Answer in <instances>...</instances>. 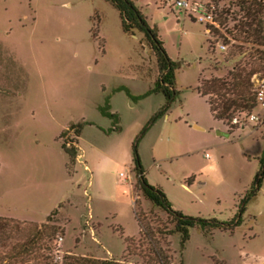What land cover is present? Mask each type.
<instances>
[{
    "label": "rangeland",
    "instance_id": "374dc122",
    "mask_svg": "<svg viewBox=\"0 0 264 264\" xmlns=\"http://www.w3.org/2000/svg\"><path fill=\"white\" fill-rule=\"evenodd\" d=\"M131 1L178 63L174 98L149 125L164 98L141 95L157 68L140 34L122 32L108 2L0 0V216L42 224L54 210L52 222L61 230L51 251L57 263L71 254L156 264L135 219L138 210L169 264H264V172L239 225L210 234L192 226L182 250L178 234H162L171 228L165 213L133 188L134 145L146 181L162 190L172 209L226 221L259 174L264 109L256 103L228 132L195 91L201 80L224 77L248 60L249 46L226 31L232 21L218 24L213 13L214 5L217 11L234 7L226 0H180L198 3L193 12L173 0ZM203 7L213 13L223 48L220 38L206 33L207 23L195 19ZM236 44L243 52L233 49L224 61ZM251 82L255 92H264V77L253 75ZM105 105L116 124L100 113ZM69 123L81 127L78 156L68 170L60 143L74 135L59 134Z\"/></svg>",
    "mask_w": 264,
    "mask_h": 264
},
{
    "label": "trees",
    "instance_id": "16d2710c",
    "mask_svg": "<svg viewBox=\"0 0 264 264\" xmlns=\"http://www.w3.org/2000/svg\"><path fill=\"white\" fill-rule=\"evenodd\" d=\"M112 8L117 11L119 24L122 32L134 35L139 33L138 42L147 47L149 55L153 56L158 75L152 82V87L146 90L141 96L151 92H160L164 98L162 108L149 119L148 125L156 117L162 114L174 98L175 70L178 63L170 60L167 56L162 42L158 37L155 26H149L145 17L134 6L131 0H105ZM228 6H233L234 11L229 8H219L216 10L214 5L213 13L218 18V24H222L229 18L232 21L230 30H226L232 40L238 43H244L249 46L247 51L248 60L243 65L233 64L232 69L224 77H211L200 81L195 91L205 97L208 111L211 117L226 125L228 132L235 127L232 120L243 114L248 116L256 106V92L253 90L251 77L258 75L264 77V5L256 0H226ZM207 34L215 35L220 38L221 45L226 44L225 38L219 34L214 26L206 25ZM95 35V33H94ZM208 42V41H207ZM208 48L211 47L208 42ZM207 48V50H209ZM240 55L243 51L238 44L231 46L224 61L231 60L234 51ZM137 96V97H141ZM100 113L111 119V124H116L117 116L108 111V106L99 108ZM114 126V125H113ZM81 123H69L68 126L60 132L63 137L71 130L74 139L65 138L60 143L61 149L67 155L66 169L75 163L78 156L77 141ZM111 129H117L114 126ZM259 174L256 175L249 188L239 199L237 210L232 218L226 221H218L214 218L204 219L201 217H191L182 214L180 211L171 208L162 190L150 185L143 174L139 159L133 145V188L148 201L151 206L158 208L165 213L168 223L171 224L169 230L162 234H178V246L182 250L185 241L188 239V230L190 227H197L203 234H210L213 229L230 233L234 227L240 224V215L244 206L256 194L259 188L260 177L264 172V147L259 158ZM47 216L46 222L34 224L25 221H19L13 218L0 216V264H117L109 259H95L85 256H74L65 254L57 263L51 251L54 249L55 240L61 234L58 226L52 222V214ZM138 210L135 211V219L140 225L142 237L147 238L150 243L152 260L156 264H169L166 255L158 246L153 238V231L142 225ZM160 234V231H156ZM126 250L129 244L125 245ZM182 264V263H180Z\"/></svg>",
    "mask_w": 264,
    "mask_h": 264
},
{
    "label": "built area",
    "instance_id": "2783aa9c",
    "mask_svg": "<svg viewBox=\"0 0 264 264\" xmlns=\"http://www.w3.org/2000/svg\"><path fill=\"white\" fill-rule=\"evenodd\" d=\"M260 3L264 4V0H257ZM173 5L178 7L179 9H192L193 12H198L196 9L197 7H199L198 3L192 2L191 4H188L187 1H180V0H173ZM197 21L199 22H203V23H207L208 26H214L215 27V22H214V16L212 11L210 10H206V8L203 7V11H201V13H199L196 18ZM221 48H223V46L221 44H219ZM256 103L264 109V92L263 90H258L256 92ZM250 119H256V117L254 115H250ZM233 123L236 122V119L234 118L232 120ZM205 157L207 155H204Z\"/></svg>",
    "mask_w": 264,
    "mask_h": 264
},
{
    "label": "water",
    "instance_id": "95a60500",
    "mask_svg": "<svg viewBox=\"0 0 264 264\" xmlns=\"http://www.w3.org/2000/svg\"><path fill=\"white\" fill-rule=\"evenodd\" d=\"M194 128H197V126H194Z\"/></svg>",
    "mask_w": 264,
    "mask_h": 264
}]
</instances>
